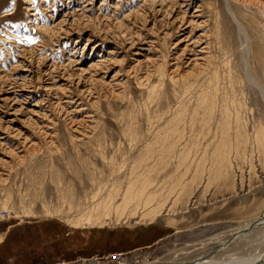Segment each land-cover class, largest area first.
I'll return each instance as SVG.
<instances>
[{"label": "rangeland", "instance_id": "rangeland-1", "mask_svg": "<svg viewBox=\"0 0 264 264\" xmlns=\"http://www.w3.org/2000/svg\"><path fill=\"white\" fill-rule=\"evenodd\" d=\"M262 93L264 0H0V264L264 252Z\"/></svg>", "mask_w": 264, "mask_h": 264}, {"label": "bare ground", "instance_id": "bare-ground-1", "mask_svg": "<svg viewBox=\"0 0 264 264\" xmlns=\"http://www.w3.org/2000/svg\"><path fill=\"white\" fill-rule=\"evenodd\" d=\"M262 95L264 96V93H262ZM259 137L262 140H264V132H262L261 130H260V133H258V138ZM150 150L151 151H149V152H153V156H159L160 155L159 151L160 152H164V151H161V150L153 149L151 147H150ZM139 174H141V173H139ZM139 174H134L135 176L132 179L128 178V183L125 186V189H124V191L122 193L121 202L119 204L116 205V204H114L112 202V198L110 197L112 192H113V190H112L110 192V194L106 197V199H105L106 201L104 200L105 202H103V206H102L103 209L104 210H108L111 207L114 210H121L128 203L135 202L136 203V207L141 205V207H145L146 209L148 208L147 211L145 213H143V215H141V217L146 222H152L160 214V212H161L160 208H162L164 206V204L166 202V196L167 195L166 194L164 195L162 191H160V193H158L157 191H154V190L157 189V187H155V183L156 182L153 184V182L151 180H149V179L143 180V179H141V176L140 177L138 176ZM132 177H133V175H132ZM177 183L178 182H175L174 184H172L169 187V189H167V192H170L171 191V187L174 186V185L176 186ZM112 185H113V183H112ZM108 186H110V185L108 184ZM151 189H153V190L151 191ZM182 194H183V191H182V188L180 187V190L176 191L175 194H174V202H176L178 197L180 195H182ZM155 200H156V204L155 205L157 207L151 205V203L155 202ZM161 201H164V204L159 206L157 202H161ZM169 211H170V209H169ZM79 217H83V219L78 221V223L76 224L77 227L78 226H83L85 224H88V226H92V225H96V224L98 226H102L104 224L103 219L99 218V216L98 217L94 216V215L90 216V214H86V216H79ZM246 259L247 260L245 261L244 264H254L255 262H258V264H264V252L258 253V254L254 255V256H248ZM200 261H201V258H200ZM204 261H205V259H204ZM201 262L204 263L203 261H201ZM189 263H184V264H189ZM216 263H218V262H216ZM216 263H214V264H216ZM193 264H200L199 259L197 261H195V263H193ZM206 264H207V262H206ZM208 264H209V261H208Z\"/></svg>", "mask_w": 264, "mask_h": 264}, {"label": "water", "instance_id": "water-1", "mask_svg": "<svg viewBox=\"0 0 264 264\" xmlns=\"http://www.w3.org/2000/svg\"><path fill=\"white\" fill-rule=\"evenodd\" d=\"M254 226H256V225H254ZM249 227L252 228L253 225H250ZM245 230H246V229H245ZM245 230H244V231H245ZM244 231H240V232H244ZM254 264H258V262H255Z\"/></svg>", "mask_w": 264, "mask_h": 264}]
</instances>
